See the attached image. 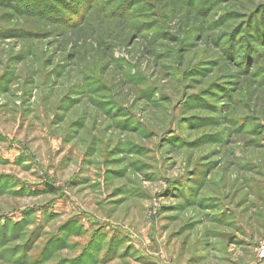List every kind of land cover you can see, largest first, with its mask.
<instances>
[{"label":"rangeland","instance_id":"rangeland-1","mask_svg":"<svg viewBox=\"0 0 264 264\" xmlns=\"http://www.w3.org/2000/svg\"><path fill=\"white\" fill-rule=\"evenodd\" d=\"M264 0H0V264H264Z\"/></svg>","mask_w":264,"mask_h":264},{"label":"built area","instance_id":"built-area-1","mask_svg":"<svg viewBox=\"0 0 264 264\" xmlns=\"http://www.w3.org/2000/svg\"><path fill=\"white\" fill-rule=\"evenodd\" d=\"M260 256L264 258V241L259 245Z\"/></svg>","mask_w":264,"mask_h":264}]
</instances>
